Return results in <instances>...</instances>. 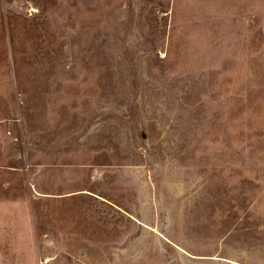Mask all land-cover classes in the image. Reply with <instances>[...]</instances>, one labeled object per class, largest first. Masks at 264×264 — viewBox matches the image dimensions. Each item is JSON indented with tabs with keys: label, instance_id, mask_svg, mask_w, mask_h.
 <instances>
[{
	"label": "rangeland",
	"instance_id": "obj_1",
	"mask_svg": "<svg viewBox=\"0 0 264 264\" xmlns=\"http://www.w3.org/2000/svg\"><path fill=\"white\" fill-rule=\"evenodd\" d=\"M0 264H264V0H0Z\"/></svg>",
	"mask_w": 264,
	"mask_h": 264
}]
</instances>
